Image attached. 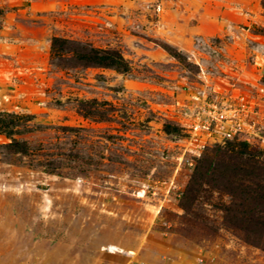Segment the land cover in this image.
Here are the masks:
<instances>
[{
  "label": "rangeland",
  "instance_id": "obj_1",
  "mask_svg": "<svg viewBox=\"0 0 264 264\" xmlns=\"http://www.w3.org/2000/svg\"><path fill=\"white\" fill-rule=\"evenodd\" d=\"M0 9V264H264V143L200 149L184 114L203 90L264 103V0ZM55 36L129 68L53 57Z\"/></svg>",
  "mask_w": 264,
  "mask_h": 264
},
{
  "label": "built area",
  "instance_id": "obj_2",
  "mask_svg": "<svg viewBox=\"0 0 264 264\" xmlns=\"http://www.w3.org/2000/svg\"><path fill=\"white\" fill-rule=\"evenodd\" d=\"M261 90L264 91V87ZM209 95L211 93L204 94V90L194 93L195 103L184 108L185 127L191 133V143L201 149L211 142L225 144L242 133L264 143V103L261 100L249 98L239 88L227 93L223 102ZM140 264L151 263L141 261Z\"/></svg>",
  "mask_w": 264,
  "mask_h": 264
},
{
  "label": "trees",
  "instance_id": "obj_3",
  "mask_svg": "<svg viewBox=\"0 0 264 264\" xmlns=\"http://www.w3.org/2000/svg\"><path fill=\"white\" fill-rule=\"evenodd\" d=\"M3 10L0 9V14ZM53 57L63 58L71 54L80 65L94 67H108L127 71L129 65L124 56L117 50L102 49L98 47L75 44V41L55 36L52 40Z\"/></svg>",
  "mask_w": 264,
  "mask_h": 264
},
{
  "label": "bare ground",
  "instance_id": "obj_4",
  "mask_svg": "<svg viewBox=\"0 0 264 264\" xmlns=\"http://www.w3.org/2000/svg\"><path fill=\"white\" fill-rule=\"evenodd\" d=\"M107 250H109L110 252H117V251H123V249L117 245H109L108 247H106ZM133 252V251H132ZM131 252V254H132ZM134 253V252H133Z\"/></svg>",
  "mask_w": 264,
  "mask_h": 264
}]
</instances>
